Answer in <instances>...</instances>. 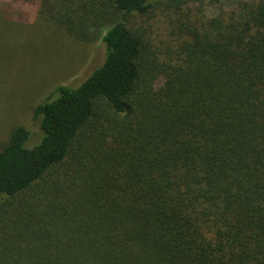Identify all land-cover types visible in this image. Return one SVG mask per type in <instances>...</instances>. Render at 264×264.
Masks as SVG:
<instances>
[{"label": "trees", "instance_id": "obj_1", "mask_svg": "<svg viewBox=\"0 0 264 264\" xmlns=\"http://www.w3.org/2000/svg\"><path fill=\"white\" fill-rule=\"evenodd\" d=\"M5 1L105 59L0 148V264H264V0L164 61L128 20L191 0Z\"/></svg>", "mask_w": 264, "mask_h": 264}, {"label": "rangeland", "instance_id": "obj_2", "mask_svg": "<svg viewBox=\"0 0 264 264\" xmlns=\"http://www.w3.org/2000/svg\"><path fill=\"white\" fill-rule=\"evenodd\" d=\"M249 1L223 0L210 6L191 0L180 11L157 5L146 17L132 16L128 26L164 61L176 50L177 28L201 23L220 10L229 13L239 2ZM104 59L102 42H73L63 29L42 21L39 2L0 0V148L16 126L27 128L37 140L32 110L56 87H77ZM162 82L157 78L155 86Z\"/></svg>", "mask_w": 264, "mask_h": 264}]
</instances>
